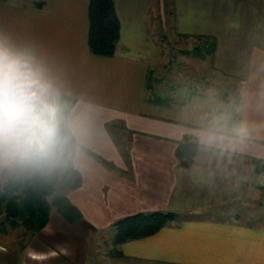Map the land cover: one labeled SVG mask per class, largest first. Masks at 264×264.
Masks as SVG:
<instances>
[{"label": "crops", "instance_id": "1", "mask_svg": "<svg viewBox=\"0 0 264 264\" xmlns=\"http://www.w3.org/2000/svg\"><path fill=\"white\" fill-rule=\"evenodd\" d=\"M42 1L0 0V34L33 49L76 99L69 116L87 136L74 165L82 183L66 196L81 218L71 222L52 206L24 246L0 239V264H264V170H254L255 159L264 163V0H169L175 34L216 40L213 71L241 92L237 125L223 120L215 93L169 105L148 98L157 0H114L113 56L91 50L90 0ZM209 134L222 142L209 146ZM186 138L199 147L182 166L176 149ZM227 207L259 216H228ZM157 211L178 218L118 245L113 231L112 253L92 252L119 218Z\"/></svg>", "mask_w": 264, "mask_h": 264}, {"label": "clouds", "instance_id": "2", "mask_svg": "<svg viewBox=\"0 0 264 264\" xmlns=\"http://www.w3.org/2000/svg\"><path fill=\"white\" fill-rule=\"evenodd\" d=\"M62 96L34 50L0 34V177H51L78 162L87 129L69 116ZM235 132L243 137L247 128ZM222 139L209 134L205 142Z\"/></svg>", "mask_w": 264, "mask_h": 264}, {"label": "trees", "instance_id": "3", "mask_svg": "<svg viewBox=\"0 0 264 264\" xmlns=\"http://www.w3.org/2000/svg\"><path fill=\"white\" fill-rule=\"evenodd\" d=\"M44 1H36L35 6L41 7ZM205 39V48L197 47L194 55L204 59L211 56L216 49V40L212 37H197ZM120 39V24L116 14L114 0H90V30L89 44L93 53L102 56H113ZM152 74L149 71L147 82L148 98L153 102L169 105L172 100L157 95L152 84ZM222 90L220 93H222ZM196 93V92H194ZM63 94V93H62ZM66 111L70 114L76 99L63 94ZM232 124L237 125L235 116ZM199 143L186 138L176 149L180 160L192 161ZM254 170H264V163L255 159ZM62 183L64 194L56 193L57 186ZM82 183V176L74 165H69L51 177L40 176H4L3 186L0 188V231L8 233L11 229L23 228L30 238L37 235L49 222L51 207L55 206L69 221L75 222L81 218L80 212L73 206L66 196V192L77 189ZM178 218L174 212H139L119 218L113 224L115 234L113 245H118L130 239L150 236L163 226ZM27 237V238H28Z\"/></svg>", "mask_w": 264, "mask_h": 264}, {"label": "rangeland", "instance_id": "4", "mask_svg": "<svg viewBox=\"0 0 264 264\" xmlns=\"http://www.w3.org/2000/svg\"><path fill=\"white\" fill-rule=\"evenodd\" d=\"M26 1L29 4H33L34 0ZM153 36L155 59L150 64V72L153 77L152 84L157 95L172 101H184L197 91L207 94L215 93V102L220 109L223 120L225 122L233 121L238 106V95L241 92L234 91V87L230 85V81H227L226 78L222 79L221 76L214 73L209 59L210 56L201 59L194 55V50L198 46L205 48L203 46L206 42L205 39L179 36L174 33L172 6L169 0H157L156 2V25ZM227 87H229V90H224L223 92L228 91L230 93L231 91L232 95L229 102L222 100L223 92L221 95L218 94L222 88L225 89ZM2 178L4 183V176ZM64 191V186L60 183L57 186L56 193L64 194ZM226 213L228 216L240 214L248 219L259 216L256 208L248 212L247 210L242 211L241 208L237 211H230L227 207ZM1 219L2 217H0ZM1 227L3 225L0 224ZM7 229H9L8 233L0 231V239H2L1 241L5 240L7 245L11 247L24 246L32 238L26 235V231L22 227L11 229L10 226H7ZM113 231L115 229L111 230L107 235L100 237L98 241L93 240L91 246L93 253L104 256L108 251H112L110 248L112 246ZM98 244L100 245L97 247Z\"/></svg>", "mask_w": 264, "mask_h": 264}, {"label": "water", "instance_id": "5", "mask_svg": "<svg viewBox=\"0 0 264 264\" xmlns=\"http://www.w3.org/2000/svg\"><path fill=\"white\" fill-rule=\"evenodd\" d=\"M222 100H224L225 102L230 101V93L228 91H225L222 93ZM181 165L182 166H188L189 162L187 160H183V161H181Z\"/></svg>", "mask_w": 264, "mask_h": 264}]
</instances>
